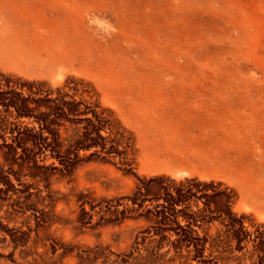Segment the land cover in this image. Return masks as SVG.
I'll use <instances>...</instances> for the list:
<instances>
[{
    "label": "rangeland",
    "instance_id": "1",
    "mask_svg": "<svg viewBox=\"0 0 264 264\" xmlns=\"http://www.w3.org/2000/svg\"><path fill=\"white\" fill-rule=\"evenodd\" d=\"M235 4L264 60V0ZM240 21L222 0H0V264H264L263 150L226 138L202 66L242 55Z\"/></svg>",
    "mask_w": 264,
    "mask_h": 264
},
{
    "label": "bare ground",
    "instance_id": "2",
    "mask_svg": "<svg viewBox=\"0 0 264 264\" xmlns=\"http://www.w3.org/2000/svg\"><path fill=\"white\" fill-rule=\"evenodd\" d=\"M235 3L236 0H222V4H224L226 10L237 12V17L239 20H241L239 22V25L245 28L244 31L247 33V38H245L246 44L243 48L240 49L241 51H243V57L241 58L242 55L239 56L236 54H231L227 57L228 61H226V57L223 53L219 54V57H213L211 52L206 50L203 55L204 62L202 66L216 78L217 82L216 84L212 83V86H215L214 88H216L215 97L218 94L220 95L219 109H221L222 111V114H220L221 118L218 126L223 129L226 138L236 140L239 137H244L245 140L253 145L254 149L262 148L264 154V142L261 143L260 140V138L264 140V60L258 54V50L255 51V49L259 46L261 34L256 27V22L252 21L251 25V22L248 19L242 18L241 13H243V11L240 9L239 5ZM231 8H233V10H231ZM107 30L110 34L114 32L112 25ZM103 36L105 37V35ZM131 40L132 38L130 36H124V43H126L127 45L131 44ZM179 40V45L185 47V49L183 50L188 49L189 51L190 46H188L186 42L188 38L186 40ZM253 49L254 52L252 54ZM177 58L179 59V57ZM245 58H247V60H250L251 62L250 63L248 61V71H251L250 76L253 77L257 84L260 86L258 91L253 92L246 89L244 82L248 79V73L237 72L238 64L242 61V59V63L246 62ZM146 96L148 97V95ZM206 103H211V101L207 99ZM140 105L141 103H138L136 106ZM205 122L208 124L206 127L210 126L213 129L205 131V133L209 135L210 139L214 131H216L217 129L214 130L215 125L213 123L214 121L211 118H209V121ZM187 143V145H191L190 142ZM217 144H221V146H224L223 143H216L210 144V147L215 148L217 147ZM157 151L158 150L153 149L152 153L155 154V152ZM211 151L212 150H210L209 148L208 152ZM193 152H196V149L193 150ZM217 160H222L220 155H217ZM235 167L236 172L234 173V175L237 176L238 179H240L241 184L246 189V191L248 190L249 193H252L255 190V187L253 185H260L258 180L252 178L249 175L248 166L242 162H236L232 164L230 171H227V173L232 174Z\"/></svg>",
    "mask_w": 264,
    "mask_h": 264
},
{
    "label": "crops",
    "instance_id": "3",
    "mask_svg": "<svg viewBox=\"0 0 264 264\" xmlns=\"http://www.w3.org/2000/svg\"><path fill=\"white\" fill-rule=\"evenodd\" d=\"M138 170V169H137ZM142 172V171H141ZM144 173V172H143ZM146 174V173H145ZM149 174H156V173H154V172H150Z\"/></svg>",
    "mask_w": 264,
    "mask_h": 264
}]
</instances>
